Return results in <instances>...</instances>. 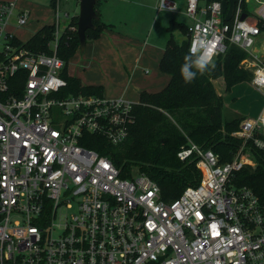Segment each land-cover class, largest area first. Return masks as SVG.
Returning <instances> with one entry per match:
<instances>
[{
	"label": "built area",
	"instance_id": "1",
	"mask_svg": "<svg viewBox=\"0 0 264 264\" xmlns=\"http://www.w3.org/2000/svg\"><path fill=\"white\" fill-rule=\"evenodd\" d=\"M49 1L51 55L31 52L24 44L32 35L20 40L8 29L27 26L30 13L0 0V264H264V202L236 183L239 171L257 166L253 150L264 153V107L240 121L232 135L241 146L229 162L191 141L180 147L178 160L194 158L200 180L164 202L147 175L133 169L123 178L82 145L90 135L125 142L133 103L67 93L56 48L68 25L60 31V0ZM249 1L230 11L222 1L185 0L188 52L204 39L215 61L233 45L245 52L239 66L250 82L264 89V0H253L255 14ZM157 11L179 8L158 0Z\"/></svg>",
	"mask_w": 264,
	"mask_h": 264
},
{
	"label": "trees",
	"instance_id": "2",
	"mask_svg": "<svg viewBox=\"0 0 264 264\" xmlns=\"http://www.w3.org/2000/svg\"><path fill=\"white\" fill-rule=\"evenodd\" d=\"M198 1L208 4L225 0ZM52 6L51 2L50 7ZM243 8L245 9V5ZM96 13L99 16L97 11ZM76 23L77 16L70 18L56 48V55L65 63L62 77L67 83L66 91L70 94L101 95V86H83L79 79L67 73L68 60L79 48ZM93 24L95 28L85 33L86 43L98 39L104 29L112 27L102 22L100 17ZM54 30L53 25H43L24 46L33 53L51 55L48 43L53 39ZM176 30L186 36L180 44L172 38ZM167 33L168 40L159 69L170 76V81L158 93L142 92L138 102L133 103L134 122L129 128L126 141L118 146H111L104 138L90 135L82 145L107 156L120 170L123 178L130 177L133 169L147 175L158 185L160 199L171 202L186 187L196 186L200 180L194 158L178 160L176 154L180 147L191 141L213 151L222 164L231 161L241 146V140L232 134L237 131L242 118H223V99L216 93L212 80L222 78L225 91H230L234 85L249 81L251 73L239 66L245 52L230 45L225 54L215 60L214 68L198 74L191 83H185L180 67L184 55L188 53L187 26L185 23L170 20ZM253 158L257 166L239 171L236 183L251 188L261 202H264V153L254 149Z\"/></svg>",
	"mask_w": 264,
	"mask_h": 264
},
{
	"label": "crops",
	"instance_id": "3",
	"mask_svg": "<svg viewBox=\"0 0 264 264\" xmlns=\"http://www.w3.org/2000/svg\"><path fill=\"white\" fill-rule=\"evenodd\" d=\"M116 1L113 4V16L104 18V14L96 10L100 20L112 27L104 29L98 39L86 43L83 52L80 49L75 52L68 60L67 73L79 79L83 86H101L106 98L120 97L137 103L142 92L158 93L170 81V76L159 69V62L168 40L167 27L170 20L168 17L169 22L167 21V14L158 15V0ZM50 3L49 1V6ZM17 4L29 11L30 22L27 27L30 26L33 23V5L23 0H17ZM125 6L131 8V19L135 21L134 30L128 32L121 29V26L128 25V22L124 21L127 17L123 16ZM246 7L250 11L249 6ZM183 9L179 11L182 15ZM50 23L51 19L46 24ZM177 32H173L174 41ZM254 51L257 52L258 48ZM260 112L254 115H240V118L256 117ZM239 114L236 112V115Z\"/></svg>",
	"mask_w": 264,
	"mask_h": 264
},
{
	"label": "rangeland",
	"instance_id": "4",
	"mask_svg": "<svg viewBox=\"0 0 264 264\" xmlns=\"http://www.w3.org/2000/svg\"><path fill=\"white\" fill-rule=\"evenodd\" d=\"M26 3H30L33 5L31 18H33V23L30 26H25L23 28L15 27L13 24H10L8 29L15 34L20 40H27L31 35H33L37 29L43 24H46L51 19V12L49 8L48 0H23ZM136 1V0H134ZM177 3L179 11L182 10L185 6V0H174ZM230 5V11L233 8V4L236 0H227ZM227 1H223V4H227ZM116 0H97V4L95 6V10L101 11L104 14V18H108L113 16L114 3ZM250 12L255 14L256 5L253 0H250L248 3ZM79 12V0H60L59 2V16H60V31H63L65 27L68 25L70 18L74 16H78ZM123 16H126L125 22H128L126 27L121 26L125 32L130 30H134L135 21L131 18L132 10L129 7L123 9ZM137 12V11H136ZM149 13V12H148ZM64 14H68V18L64 17ZM167 14L169 20H175L182 23H189L188 18L183 14H170L165 13V11L158 12L159 16H164ZM169 22V21H168ZM167 22V23H168ZM42 25V26H43ZM168 25V24H167ZM41 26V27H42ZM178 31V30H176ZM167 36V34H166ZM175 42L180 44L182 39H185V35H183L180 31L175 34ZM79 49V48H78ZM77 49V50H78ZM249 81L240 82L232 87L230 91H225V84L222 78H217L212 80V85L215 88L216 93L222 97L224 108H223V118L229 119L233 116L242 115H254L261 111V106L264 107V89H257L253 86V84ZM236 112H239V115H236ZM241 115V116H240Z\"/></svg>",
	"mask_w": 264,
	"mask_h": 264
},
{
	"label": "clouds",
	"instance_id": "5",
	"mask_svg": "<svg viewBox=\"0 0 264 264\" xmlns=\"http://www.w3.org/2000/svg\"><path fill=\"white\" fill-rule=\"evenodd\" d=\"M215 67L213 52L206 40L197 38L189 52L184 55L180 73L185 83H191L198 74Z\"/></svg>",
	"mask_w": 264,
	"mask_h": 264
},
{
	"label": "water",
	"instance_id": "6",
	"mask_svg": "<svg viewBox=\"0 0 264 264\" xmlns=\"http://www.w3.org/2000/svg\"><path fill=\"white\" fill-rule=\"evenodd\" d=\"M96 2L97 0H79L76 34L79 40V49L81 52H83L86 45V31L93 30L95 28L93 21L99 19V16L95 11ZM244 17L245 14L241 16V19Z\"/></svg>",
	"mask_w": 264,
	"mask_h": 264
}]
</instances>
